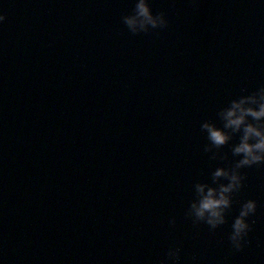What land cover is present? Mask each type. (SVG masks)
Returning a JSON list of instances; mask_svg holds the SVG:
<instances>
[{"label":"water","instance_id":"95a60500","mask_svg":"<svg viewBox=\"0 0 264 264\" xmlns=\"http://www.w3.org/2000/svg\"><path fill=\"white\" fill-rule=\"evenodd\" d=\"M149 3L168 27L133 36L134 0H0V264H160L170 247L179 264H264V166L241 170L226 224L184 216L228 164L201 124L264 85V0Z\"/></svg>","mask_w":264,"mask_h":264},{"label":"clouds","instance_id":"9594fccd","mask_svg":"<svg viewBox=\"0 0 264 264\" xmlns=\"http://www.w3.org/2000/svg\"><path fill=\"white\" fill-rule=\"evenodd\" d=\"M6 19V15L0 14V22ZM122 23L133 36L164 30L169 24L164 12L153 13L149 0H134L131 12L122 16ZM216 115L222 126L218 127L214 121L201 124L208 141L203 151L210 153V160L227 161L228 164L211 172V183L197 181L193 185L194 198L184 213L185 219H190L194 226L203 223L210 230L227 223L234 197L243 189L247 178L241 170L264 166V85L231 99ZM236 137L238 142L231 145L233 160L230 161L228 153L222 149ZM256 211L257 202L249 199L241 204L232 222L228 240L237 252L249 242L247 237L252 231L249 217ZM175 223L172 218L170 224L174 226ZM180 251L179 247H170L160 264H179Z\"/></svg>","mask_w":264,"mask_h":264}]
</instances>
